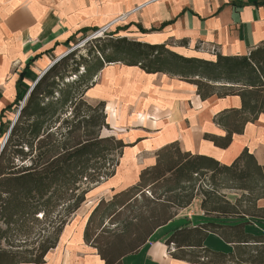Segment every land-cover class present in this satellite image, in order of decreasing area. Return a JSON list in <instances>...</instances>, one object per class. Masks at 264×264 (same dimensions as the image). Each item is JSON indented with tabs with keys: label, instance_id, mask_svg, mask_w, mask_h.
I'll use <instances>...</instances> for the list:
<instances>
[{
	"label": "crops",
	"instance_id": "obj_1",
	"mask_svg": "<svg viewBox=\"0 0 264 264\" xmlns=\"http://www.w3.org/2000/svg\"><path fill=\"white\" fill-rule=\"evenodd\" d=\"M260 1L0 0V128L16 118L18 105L3 111L15 103L19 90H30L57 57L93 30L111 24L116 26L111 32L118 31L115 36L168 43L171 50L189 57L216 59L215 54L204 57L179 50L194 44L197 50L198 43L217 47L222 55H245L264 41ZM84 29H90L88 35ZM172 39L178 43L170 44ZM84 99L93 105L105 102L110 129L102 135L129 144L115 175L87 193L97 191L91 195L92 204L139 183L141 173L157 164L159 150L172 143L183 153L211 157L225 165L247 149L264 166V112L248 122L242 133H234L227 147L206 137L227 135L215 117L226 109H240L239 96L203 100L195 84L114 62L105 64ZM112 122L121 127L119 133ZM7 133L0 136V146ZM206 182L195 181L193 195L172 218L153 228L118 264H264L257 259L258 250L264 248V196ZM147 190L154 199L189 193L154 182L137 195ZM81 209L43 262L20 264H106L98 249L85 240L87 218L77 223Z\"/></svg>",
	"mask_w": 264,
	"mask_h": 264
},
{
	"label": "trees",
	"instance_id": "obj_2",
	"mask_svg": "<svg viewBox=\"0 0 264 264\" xmlns=\"http://www.w3.org/2000/svg\"><path fill=\"white\" fill-rule=\"evenodd\" d=\"M84 30L88 35L90 29ZM117 33L90 39L95 44L87 49V54L75 49L56 61L29 92L11 130L12 123L1 124L0 136L10 132L0 152V264L43 262L47 252L56 247L68 219L86 201L87 193L115 175L123 149L129 144L114 135L103 136V129H110L105 102L93 105L84 99L106 63L121 62L139 66L147 73L178 77L195 84L203 100L214 95L239 96L240 109H226L215 117L227 135L206 136L217 146L227 147L234 133H242L248 122L256 121L264 112V41L245 55H222L217 51L216 59L209 60L181 55L171 50L168 43L150 44L115 36ZM28 91L29 88L19 90L17 100L3 114L19 106ZM199 179L264 196V166L247 149L225 165L211 157L183 153L178 144L172 143L159 150L157 164L141 173L139 183L114 195L108 203L100 200L87 222L85 240L98 249L106 264H118L122 256L136 250L153 228L173 215L150 211L139 216L150 230L128 250H124L122 240L100 247L91 242L90 225L101 205H106L102 219L112 222L123 208L143 198L144 193L137 194L151 183L187 190L188 199ZM167 202L176 204L169 199ZM40 222L45 224V241L39 253L30 259H18L19 248L34 236V224ZM258 253L257 259L263 262L264 248Z\"/></svg>",
	"mask_w": 264,
	"mask_h": 264
},
{
	"label": "rangeland",
	"instance_id": "obj_3",
	"mask_svg": "<svg viewBox=\"0 0 264 264\" xmlns=\"http://www.w3.org/2000/svg\"><path fill=\"white\" fill-rule=\"evenodd\" d=\"M114 27L116 26H111L105 33H110ZM86 38L87 36L73 43L74 45H80L77 48L79 54H87V49L89 47L93 48L95 44V40L85 41ZM169 43L172 45H176L178 41L172 39L169 41ZM198 44L199 47L197 50H195V44L191 45L189 48H182L179 50L186 54L199 55L204 57H209L210 55L218 51L217 47L205 45L203 43ZM98 103L99 102L95 103L94 105H97ZM112 124L115 125L113 122ZM115 126H117L119 129L115 130L114 132L119 133L121 127L119 126V124H116ZM106 130L107 128L103 129V132L105 134L108 133ZM85 186L86 184H84V187ZM96 192L97 191L94 190L89 195H86V201L82 204V209L79 211V214L76 215V219H80L79 221H77L78 224H80L86 218L87 220H89L92 212L98 205V200L94 204H92L95 199L91 197V195H95ZM144 195L145 196L143 198L139 197L138 200L133 202L131 207L126 209L123 208L119 216L115 219V221L112 222H109L108 219H102V213L104 212L106 205H101L99 211L93 216L92 223L90 225L91 242L102 247L107 243L114 244L119 240H122L124 250H128L141 242L150 230V225L141 223V219L139 218V216L148 215L150 211H155L156 213H159L158 215L165 214L168 216H172L177 212V210H179L178 206L187 201L186 194H182L177 197H174L175 195L167 194L155 195V199L152 198V195L146 193ZM113 196L103 198L105 199V203L110 202L113 199ZM97 198L101 199L99 197ZM168 199L175 201L176 204H170L169 202H167ZM75 213L68 219L64 228L74 220ZM43 228H45L44 223L40 222L34 224V236L29 238L27 240V243L23 244V246L19 248L21 253L18 255V259H23L24 257L30 259V257H35V255L39 253L41 246L45 241V232L43 231ZM61 234L59 235V239L61 237ZM98 234L99 237L96 238Z\"/></svg>",
	"mask_w": 264,
	"mask_h": 264
},
{
	"label": "water",
	"instance_id": "obj_4",
	"mask_svg": "<svg viewBox=\"0 0 264 264\" xmlns=\"http://www.w3.org/2000/svg\"><path fill=\"white\" fill-rule=\"evenodd\" d=\"M88 40H90L89 38L88 39H86L85 41H88ZM80 45L78 44V45H75V46H73L69 51H67V53H65L64 55H61V56H59V57H57L54 61H53V63L40 75V77L56 62V61H58L60 58H62L63 56H65V55H67L68 53H70V52H72L73 50H75V49H77L78 47H79ZM39 77V78H40ZM35 85V84H34ZM34 85L30 88V90H29V92L32 90V88L34 87ZM29 92L27 93V95H26V97H25V100H26V98H27V96L29 95ZM20 112V111H19ZM19 112H18V114L16 115V118L13 120V122H12V124H11V127H10V130H11V128H12V126H13V124L15 123V121H16V119H17V117H18V115H19ZM10 130L8 131V133H7V135H6V137H5V139H4V141H3V143H2V146L0 147V152H1V150H2V148H3V146L5 145V143H6V141H7V138H8V136H9V132H10Z\"/></svg>",
	"mask_w": 264,
	"mask_h": 264
},
{
	"label": "built area",
	"instance_id": "obj_5",
	"mask_svg": "<svg viewBox=\"0 0 264 264\" xmlns=\"http://www.w3.org/2000/svg\"><path fill=\"white\" fill-rule=\"evenodd\" d=\"M110 27H111V24L105 25L102 28H100L99 30H97L96 32L92 33L86 39H88V38L89 39H93V38H97V37L104 36L106 34L105 32H107ZM24 104H25V99L20 102L19 107H18V112L22 109V107L24 106Z\"/></svg>",
	"mask_w": 264,
	"mask_h": 264
}]
</instances>
